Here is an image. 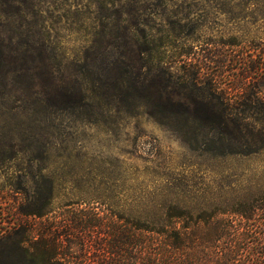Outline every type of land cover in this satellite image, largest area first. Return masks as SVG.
<instances>
[{
  "label": "rangeland",
  "instance_id": "rangeland-1",
  "mask_svg": "<svg viewBox=\"0 0 264 264\" xmlns=\"http://www.w3.org/2000/svg\"><path fill=\"white\" fill-rule=\"evenodd\" d=\"M253 1L264 2L0 0V232L19 220L63 224L80 210L89 218L94 207L96 264L110 215L120 216L127 198L153 201L154 186L167 182L217 185L189 174L222 165L204 142L193 150L149 110L127 106L130 49L150 41L157 62L179 68L194 61L192 48L251 41L264 32ZM42 205L41 219L20 215Z\"/></svg>",
  "mask_w": 264,
  "mask_h": 264
},
{
  "label": "trees",
  "instance_id": "trees-1",
  "mask_svg": "<svg viewBox=\"0 0 264 264\" xmlns=\"http://www.w3.org/2000/svg\"><path fill=\"white\" fill-rule=\"evenodd\" d=\"M254 2L264 14V2ZM148 43H132L127 106L149 110L193 150L204 142L210 160L222 165L189 174L219 183L167 182L154 186L153 201L127 198L121 215H110V238L100 246L106 255L96 264H264V32L192 48L194 61L179 68L157 62ZM41 197L47 202L53 194ZM44 209L21 208L20 215L41 219ZM91 210V217L80 210L63 224L19 220L0 232V264H94L88 238L98 226L89 223L99 213ZM37 232L41 243L27 237Z\"/></svg>",
  "mask_w": 264,
  "mask_h": 264
}]
</instances>
